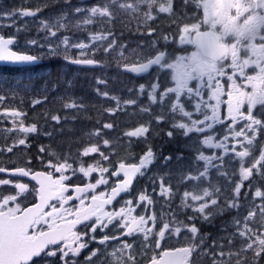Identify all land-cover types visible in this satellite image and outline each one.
<instances>
[{
    "label": "snow or ice",
    "instance_id": "obj_1",
    "mask_svg": "<svg viewBox=\"0 0 264 264\" xmlns=\"http://www.w3.org/2000/svg\"><path fill=\"white\" fill-rule=\"evenodd\" d=\"M185 3H193L197 8L203 9V19L193 22L190 27L187 24L184 25L179 34L180 43H190L196 50L188 56L175 57L171 63L165 58V52L159 51L154 58H148L146 62L124 65L126 71L137 74L146 73L152 66H159L171 72V79L174 82V86L163 90L159 82L147 86L141 84L139 87L140 94L147 92L150 102L149 106L141 108V111L151 114L152 119L135 130L127 132L126 136L145 141V150L140 155L113 162L108 152L102 151L99 145H92L85 147L82 155L88 157L90 154L98 153L99 159L93 158L94 162L87 164L79 159V152L73 158L41 147L40 151L46 152L50 157L47 168L43 171H35L30 166L14 169L0 166V173H7L9 177L30 176L31 180L38 185V188H32V192L39 199V203L34 207L22 206L18 197L24 196L29 191L28 185L10 178L0 179V186L12 185L17 190L14 194H4L0 191V264H79L76 257L88 247L90 241L96 242L103 248L98 247L92 250L85 258V264H97L93 258L97 257L102 250L107 252L109 246L113 248V251L109 253L112 260L108 264H137L135 260L137 244L135 240L129 242V238L134 236L141 238L139 252L144 254L151 247H160L161 241L166 237H178L182 232L186 234L189 246L165 252L164 257L167 259L163 261V264H189L188 257L196 251L197 241L203 245L205 240L200 233L197 220L208 222L228 210L236 211L231 222L225 225V230L228 227L233 229L227 237L229 259L224 260V245L213 243L209 248L213 264H231L233 255L239 264L241 253L246 258L244 264H248V252H252V264H260V261L264 260V183H262L264 182V147L261 148L258 157H253L248 147L253 144L257 136L264 134V119L253 115V108L256 105L264 108V33L260 34L256 43L246 46H242L239 40V37L246 35H252L255 38L254 34L264 28V0H185ZM141 6H144L146 10ZM153 8L159 13H170L176 16L173 11V0H98L96 5L89 8L77 7L75 13H84L77 23L78 27L87 28L89 25L111 23L117 10L130 14L142 13L147 22L155 18L152 14ZM233 12L235 17L244 15L246 23L239 28L234 24L226 23L222 33L216 32L214 29L217 22L221 19L231 20L232 17L229 14ZM35 15L36 12L31 10L19 12L12 10L6 14L0 13V20L11 21L16 16ZM193 19L196 20L195 17ZM202 25L213 30L202 31ZM66 28L67 25L59 21L50 24L42 20L38 30L46 33L44 41L32 38L26 41V47L47 49L48 56L57 57L63 46V58L66 62L95 66L97 61L89 58V53L94 57L93 50L97 47L96 43L89 44L80 40L74 41L69 36H60V31ZM21 30L16 28V33L18 34ZM232 32H235L238 39L230 42L232 51L226 52L223 50L226 42L224 38ZM147 34L151 35V32ZM89 39L93 42L107 40V47L104 48L106 53L114 50L116 46V37L111 29L107 30V35L103 30L99 34L93 32ZM163 39L167 42L169 38L163 37ZM17 41L18 35L6 38L0 34V61L31 65L37 64L43 58L41 55L30 54L28 51L13 50L12 46ZM155 44V40L151 42L152 46ZM120 48L122 58L126 59L123 56L124 46L121 45ZM71 49L77 50L78 55H69ZM249 67L253 69L255 75L246 74L245 69ZM226 68L232 70L231 75L227 74ZM237 75L243 77L251 86L250 93L242 91V86L235 83ZM224 76L233 83L227 92L226 131L222 138H219V134L213 135L212 132L214 126L221 120L217 113L223 95L219 78ZM193 82H196L195 85ZM97 83L106 82L101 79ZM97 93L115 101L116 107L106 111L114 113L120 108L119 97L111 96L107 91L101 92L99 88ZM5 99V95L0 94V105ZM43 100H47V96H44ZM164 101L167 103H163ZM40 103L42 100L39 98L33 100L34 105ZM136 103V100L124 102L125 105ZM153 104L160 105L158 113L153 112L151 107ZM245 104L248 106L246 112L241 110ZM63 107L78 111L83 105L71 100L64 103ZM0 116L9 118L15 123L18 118L26 116V113L4 108L0 109ZM50 119L57 123L61 121L58 114L50 115ZM63 119L66 120L67 116ZM153 123L157 127L168 124L165 135L169 139L177 134L189 137L195 133L198 138L202 136L199 140L201 147L196 149L194 160L197 165L203 161V167L181 170L176 176L175 187L171 169L156 172L149 177L151 194L147 188L141 189L134 198L124 200L118 210H107L106 206L118 202L117 198L122 193L130 192L134 178L138 175L145 176L150 166L157 160V153L147 141L150 131H154ZM102 128L112 129L113 124L105 123ZM160 130L163 131V129ZM18 131L23 133L24 137L15 141L14 146L15 144L25 145L27 135L37 133L38 127L36 123L25 126L24 121L20 120ZM94 134L99 138L103 133L97 130ZM102 144L109 146L110 141L103 139ZM238 146L243 150H237ZM203 147L222 151L219 154L205 155L202 151ZM7 151L12 152L13 147H8ZM230 154L239 158V169L238 172L233 170L229 174L224 168V162L225 156ZM246 157H252L247 164L244 159ZM171 159V155L164 157V164L166 165ZM176 159L179 161L183 157L179 155ZM213 167L216 168L219 176H224L228 180L230 195H224L222 189L211 182L210 168ZM48 169H54L55 173H59V177L54 178L53 172ZM69 171L73 175L78 171L84 177H91L97 171L100 175L94 183H88L86 187H75L74 191L78 195L72 197L65 195L69 192V186L66 183L71 180V176L66 174ZM121 175L122 179H120ZM110 177H117V181L110 186V191L97 193L96 189L99 186L109 184ZM193 181L195 183L191 187H186L180 195V207L190 210L192 215H185L184 219H180L173 212L169 219H165L163 212L160 215L156 214L154 206L159 198H165V203H169L178 194L179 185H187ZM204 184L207 186H203ZM250 192L252 199L248 204H244L243 201L248 200ZM88 193H91V203L85 205V200L89 199ZM71 199L79 200L80 206L75 209L65 208ZM51 201L58 203L53 204L50 203ZM46 208L50 211H45ZM137 209L141 211L137 212ZM78 225H82L87 231L82 232L78 229ZM110 226L114 231H107ZM98 231L101 233L99 237L96 235ZM85 236L88 238L84 239ZM237 237L240 238V247L233 253L231 248L236 243ZM221 239L225 238L221 237ZM126 252L127 256H125ZM151 264H157L156 257H151Z\"/></svg>",
    "mask_w": 264,
    "mask_h": 264
},
{
    "label": "flooded vegetation",
    "instance_id": "obj_2",
    "mask_svg": "<svg viewBox=\"0 0 264 264\" xmlns=\"http://www.w3.org/2000/svg\"><path fill=\"white\" fill-rule=\"evenodd\" d=\"M80 2V0H68L67 4L64 5H74L75 3ZM82 3H85V0H81ZM9 1L5 0L2 3L3 7L8 6ZM15 3H20L23 6V0H14ZM18 10V9H17ZM234 11V10H233ZM229 16L232 17L231 20L227 19H221L219 22H217L215 31L218 33H222L224 30V25L226 23H231L234 24L237 28L243 26L246 23V17L244 15H241L239 17H235L234 12L230 13ZM116 17V16H115ZM194 17L196 20L194 22H198L199 20L203 19V9L202 8H197L196 5L194 4ZM117 18V17H116ZM116 18H114L111 23H104L103 25L100 24L101 30L104 31L105 35H107V30L111 29L113 35L116 37V45H126L128 48H131L132 50H129V54L133 58V55H137L136 58H133L132 60H124L121 59L118 54H110L114 50H110L109 52H104L103 50H100L98 54L95 55V58L98 60L101 59L104 60V57L108 58L107 61H110L112 65L115 66V69H108L106 73H104L99 80H104L106 83L103 84H98L96 82V85H98V88L100 91L104 90V87L108 88L110 91L111 96L119 97L121 101V106L119 109H117L114 112V117H115V127H117V131L115 132L113 136V141L117 143H113L111 150L108 148L102 147V151H106L110 154L113 162L122 160L125 157H133L135 158L136 156L140 155L144 150H145V141L143 139H139L136 137L129 138L126 136L127 132L135 130V128L139 127L142 124L147 123L150 119H152L151 114H146L141 111V108L149 106V99L147 92L144 94H140L139 92V87L141 84L143 85H149L151 83L159 82L161 85V90H163L166 87L169 86H174V82L171 79V72L167 69H161L159 66L153 67L149 73L143 75V76H134L131 75L127 72L124 71V65L129 64L131 65L133 62H146L148 58H153L156 54H158L159 51L165 52V58L168 60V62H172V60L175 57L179 56H188L190 55L193 51H195L194 45L190 43H186L184 47L179 48L178 45L173 41L172 43L175 45L173 49L168 50L165 47L166 41L163 39V37H168V38H175L176 40L179 38V34L177 30L180 29V26H175L171 25L168 29L163 30L162 34L159 35L160 37V49L158 51H155L154 49H148L149 46H151V42L154 40L153 38H149L147 41H140L139 35L140 33H137V29L133 28L130 30L128 34H122L121 30H119L117 27H115V21ZM250 20V17L248 18ZM153 21V20H152ZM110 24L112 26L110 27ZM16 25H18V28H20L19 24L16 22ZM99 28V24L95 25V29ZM21 29V28H20ZM169 29H172V32H168ZM149 30H152V32L156 35L158 34L157 26L155 23L149 26ZM162 30V29H161ZM201 30H213L210 27L206 28V26L202 25ZM69 33L71 31H68ZM264 33V28L259 29L255 33V38H253L252 35H246L244 37H239L240 43L242 46H246L249 44H253L257 42V39L259 38L260 34ZM6 38L12 35H18V41L15 45H13V50H16V45L19 44V40L22 38L23 33L20 31L18 34L16 33V27H8L4 32H2ZM237 36L235 32L229 33L228 35L225 36L224 40L226 41L224 43V51L226 52H231V43L232 41L237 40ZM92 43H95L92 41ZM137 49L139 52L134 51ZM105 53V54H104ZM30 54H34L30 52ZM243 54V53H242ZM38 55V54H34ZM110 58V60H109ZM70 66L73 68H81L85 70H101L104 65H101L98 63L95 66H90V67H81L78 65H74L72 63L67 62ZM39 65L34 66V67H21V68H11V67H0V69L3 72H31L33 77L31 79V84H32V92L29 93L27 91V101L31 102L33 104L34 99H41L42 103H46L47 105H43V109L47 110L50 114H55L53 104L49 100H43L41 96L40 97V88L45 87L47 88V92H50L52 94V91H55V89H52L50 86L45 84L44 82H39V73L41 72V69L38 68ZM105 67V66H104ZM231 69L226 68V72L228 75H231ZM245 72L247 75H255V72L251 67L245 69ZM154 82H151L153 81ZM112 82V87L109 88L108 82ZM220 82V87L223 92V95L221 96L220 99V105L219 108L217 109V113L220 116L221 120L217 122V124L214 126V130L212 132L213 135L219 134V138H222L223 134L226 131L225 124L228 123V108H227V92L230 90L232 81L227 80V76L219 78ZM196 82H193V85H195ZM235 83L237 85H241L242 91L245 92H251L252 88L251 86L247 83V81L237 75L235 79ZM13 90L10 89V91L7 92V90L4 92V95L6 99L4 102H10V103H15L18 104L19 102L16 100H10L8 97H11L13 94ZM71 92V90H69ZM7 92V93H6ZM24 92V91H23ZM21 93V95L23 94ZM30 95H35L33 99H31ZM65 95V93H63ZM17 96V95H14ZM50 98V97H48ZM52 98V97H51ZM128 100H136L138 101V105H129V108L125 107V104L123 103L124 101ZM62 101V100H59ZM3 102V103H4ZM213 103L215 101H212ZM163 103H167V101H164ZM41 104V103H40ZM40 104H33V108L35 109V113H32V115H26L20 117L21 120H23L25 117H32V118H38L37 112L40 111ZM115 101L110 99V101H106L101 107H100V113L97 109V112L99 115H104L106 116V119H108L105 108H115ZM152 110L154 113H158L160 111V105L159 104H153L151 105ZM247 104H245L242 107V111L246 112L247 111ZM98 108V106H97ZM23 113H26V111L22 110ZM41 112V111H40ZM210 114V112H209ZM253 115H255L257 118L264 119V108H262L261 105H256L253 108ZM2 117V116H1ZM169 125L168 124H161L159 127L155 123L152 124V129L154 131H150V133L147 136V141L151 146L153 147L154 151L157 153V160L153 165L150 166L149 170L147 171L145 176H137L133 180V184L131 187L130 192L128 193H122L120 197L117 198L118 202H113V205L106 206L107 210H113L116 209L118 210L121 204H123L124 200H127L129 198H134L136 193L140 192L141 189L147 188L149 193L151 194V184L149 183V177L152 176L156 172H164L169 169L172 170L173 172V185L175 187L176 185V176L181 170H188L190 167L194 170L195 167H203V161H200L199 164L197 165L195 163L194 157L196 156V149L200 148L201 145L199 143V140L202 139L201 137H197V134L193 133L189 137H185L184 135L177 134L175 135L174 138L169 139L167 135H165V132L168 130ZM160 129H163L161 131ZM159 133V134H157ZM245 145H247V142H245ZM20 147H23L24 145H18ZM10 147V146H7ZM249 147V151L252 153L253 157H258L260 150L262 147H264V134H261L257 136L253 144ZM7 149V148H3ZM237 150H243L238 146ZM202 151L205 155H211L213 153H221L222 150L220 149H209L207 147H203ZM172 156V159L165 165L163 158L166 156ZM182 155L183 159L177 160L176 157ZM90 157H92L90 160L86 161L87 164H92L94 162L93 158L99 159V154H90ZM252 157H246L245 163L247 164ZM218 163V162H214ZM76 167V165L74 166ZM17 168V167H15ZM224 168L225 170L230 174L233 170H236L238 172L239 169V158L234 157L233 155H228L225 156V162H224ZM9 169H14V168H9ZM54 172V169H53ZM67 175L71 176V180L66 182L69 186V192L66 193L65 195L67 196H72L75 197L78 194L74 191L75 187H86L88 183H94L95 179L99 177L100 173L97 171L92 174L91 177H84L82 173H77L73 175L71 171L66 173ZM54 178L59 177V173L54 172ZM106 175V174H105ZM2 178H10L13 181H19L22 183H25L28 185L29 191L24 194L22 197H18L20 200L22 206L30 207L33 206L37 203L38 197L37 195L32 192L33 187L38 186L32 182L29 179V176L27 177H9L4 174H0V179ZM122 175L120 179H122ZM258 180V178H256ZM210 180L213 184L219 186L224 195H230L231 190H230V185L228 183V180L224 176H219L217 174V170L215 167L210 168ZM117 181V177H110L109 178V184L108 185H101L96 189V192L99 193L100 191H105L109 192L110 191V186L113 185ZM195 183L189 182V184H181L179 185V191L178 194L175 196L173 200H171L169 203H165V198H159L158 202L155 204L154 209L157 215H160L162 212L164 214L165 219H169L172 215L173 212H175L180 219H184L185 215H192V212L190 210L182 209L180 207V195L183 193L184 189L186 187H191V185ZM247 183V182H246ZM264 183V182H262ZM203 186H207V184H204ZM0 191H3L4 194H14L17 190L13 188L12 185L8 186H0ZM243 191V190H242ZM254 191V189H253ZM90 195L91 193H88L89 199L85 200V205H88L91 203L90 201ZM26 197V198H25ZM252 199V193H249V197L247 201H243L244 204H248ZM222 202V201H221ZM50 203L57 204V201H51ZM79 200L76 199H71L68 201V203L65 205V208L68 209H75L79 207ZM45 211H50L49 208H46ZM137 212L141 211L140 209L136 210ZM242 212L244 211L243 209L241 210ZM135 214V213H134ZM236 215L235 210H228L225 211L222 215L219 216V218L216 219L217 222L219 221H229V223L232 220V217ZM223 218L222 220L220 218ZM71 218V217H70ZM215 217L212 218L208 222H202L200 220H197V224L200 227V233L205 237L203 245H201L198 241L196 243V251L193 252L189 257H188V262L189 264H213V260H195V255H202L203 253L208 254V256L211 255L209 248L213 243H218V244H223L224 248H229L228 246V240L227 237L229 233L233 231L231 227H228L227 230H225V225L221 227L220 225L216 226L215 225ZM215 225V226H214ZM46 227V226H45ZM78 229H80L82 232L87 231L86 229L83 228L82 225L77 226ZM109 232L114 231V229L109 227L107 230ZM218 232H223L224 238L225 239H220L216 240L213 235H216ZM97 237L101 235V233L98 231L96 233ZM88 237H84V239H87ZM132 240L136 241L137 244V252L135 254V260L137 264H151V257H156L157 261L160 259V257L163 255L165 252H172L177 248H182V247H188L189 246V241L186 238L185 233H181L180 236L178 237H171L168 238L166 237L163 241H161L160 247H151L146 253L141 254L139 252V244L141 241V238L139 236H134L129 238V242ZM103 248V246L98 245L94 241H90L89 245L87 248L83 249L81 254L76 257V259L79 261V264H85V258L89 256L90 252L92 250H95L97 248ZM240 247V238H236V243L232 245V248L238 249ZM113 251V248L109 246L107 248V252H104L103 250L98 253L97 257H94L93 259L96 260L97 264H108L110 260H112V257L109 255ZM208 251V252H206ZM128 253H125V256H127ZM250 257H252L249 254ZM219 259V257H218ZM245 259L240 258L239 259V264H244ZM248 264H252V260H247ZM231 264H238L237 260H231ZM260 264H264V260L260 261Z\"/></svg>",
    "mask_w": 264,
    "mask_h": 264
},
{
    "label": "rangeland",
    "instance_id": "obj_3",
    "mask_svg": "<svg viewBox=\"0 0 264 264\" xmlns=\"http://www.w3.org/2000/svg\"><path fill=\"white\" fill-rule=\"evenodd\" d=\"M5 0H0V13H8L12 10H15L17 12L21 11V10H31L36 12L35 16H16L14 20H8V19H3L0 20V34L2 32H4L9 24H14L16 28H18V25H16V22L19 24L20 28L22 29L21 32L23 33L22 38L19 40V44L16 45V48L18 50L21 51H28V52H32L34 54H38L41 55L42 61L44 60L45 57H48V55L46 54L47 49H40L37 48L35 46H31V47H26V41L32 38H36L39 39L41 42L44 41V37H45V32L44 31H39V27H40V21H46L50 24H55L56 22H61L62 24H66L67 28L66 29H62L59 33L60 36H69L71 37L74 41L75 40H80V41H84L86 43L91 44L92 41L89 39V36L91 33L96 32L97 34H99L101 32V28H100V24H99V28L95 29V25H89L87 26V28L85 27H78V21H80L82 19V17L84 16V13H80L77 14L75 13V9L77 7L80 8H89L93 5H96L98 3V0H85V3H82L81 0L78 3H75L74 5H64L67 4L68 0H50L51 2H55L58 1V3H60V5L63 8V13H57V14H51L48 17H43V12L39 11V7L40 5L45 4V0H23V6H20L22 4L20 3H15L14 4V0H8V6L7 7H3L2 3ZM17 1V0H15ZM185 0H173V11L176 14V16L174 17L172 14L170 13H159L155 8L152 9V14L155 17L154 19L151 20H147V22H145L142 13H136V14H130L129 12L126 11H122V10H117L115 13V17L116 21H115V27H117L119 30H121L120 35H124V34H128L130 32V30H132L133 28L137 29V33H140L141 35H139L140 37V41H147L150 37L153 38L156 41V44L154 46H149L148 49H154L155 51H158L160 49V37H158L159 35L162 34L163 30L168 29L171 25H175V26H180V29L177 30L178 34H180L181 29L184 27V25H188L189 27L191 26V24L194 22V4L193 3H189L188 6V11L185 13V15H183V10H182V6ZM142 8H144V6H141ZM18 9V10H17ZM41 9V8H40ZM144 10H146V8H144ZM153 20V21H152ZM153 23L156 24L157 26V30H158V34H154L152 32V30H149V26L152 25ZM112 26V24H110V27ZM162 29V30H161ZM68 31H71L70 33ZM151 32V35H148L147 33ZM168 32H172V29H169ZM153 40V41H154ZM175 42L179 48L184 47L185 43H180L179 38L176 40L175 38H169L168 41L165 44V47L168 50H171L174 48V44L172 42ZM97 47L96 49H94V57H92L91 53H89V58H94L96 61H98L99 64L104 65L102 67V71L101 70H92L89 71L88 76L90 77V80L87 82H81L85 90H83L82 92V96H80L81 98L79 99V95H75L77 93V90L79 88H77V83L75 81V78L72 77H76L77 74L79 73V70L76 68L71 67L63 58L64 56V52H63V46H61V53L60 56L62 57V60L65 63V72H69L70 75L72 76L69 81H65V83H63L62 81L59 82V84L57 85V87L53 86L52 89H55V91H52V94L50 92L45 91V87H41L40 88V97L41 96H47V100H49L52 104H53V108H54V112L56 109L61 111V117L64 118L65 116H69L70 112L66 113L64 111H70V110H74V109H65L63 107V104L66 102H71V100H75L77 103L79 104H83L84 101H88L94 109L96 107V111L98 109L99 113H100V107L108 100L110 101L109 98L98 95L97 93V89H98V85H96V82L100 79V77L106 73L107 68L108 69H115V66L111 64L110 61H107L108 58L104 57V60L101 61L98 60L97 58H95V55L98 54V52L100 50L104 51V48L107 47V40L104 41H95ZM117 43V42H116ZM118 44V43H117ZM121 45H116L115 46V50L112 51L110 54H118L120 56L121 59ZM124 46V53L123 56L126 57V59L124 60H132L133 58H136L137 55H133V58L131 57V55L129 54V50H132L131 48H128L126 45ZM16 49V50H17ZM139 52L137 49L133 50ZM105 52V51H104ZM69 55H78L77 50L71 49L69 50ZM105 54V53H104ZM110 60V58H109ZM171 63V62H170ZM107 67V68H106ZM48 72H50L48 69H46L45 71H41L39 73V76L41 75H45ZM33 75L31 72L27 71V72H3L0 69V94L4 95V92L7 90L12 91V93H15L14 96L13 94L11 97H8L10 100H16L19 103L15 104V103H10V102H4L2 105H0V109H15L18 111H22L21 107H20V103L22 102V97H21V93L24 90H28L29 93L32 92V84H31V79H32ZM151 82H154L151 81ZM108 86L109 88L112 87V82H108ZM71 90V92L69 91ZM100 90V89H99ZM103 91H107L110 92L108 90V88L104 87ZM101 91V92H103ZM6 92V93H7ZM63 93H65V95H63ZM110 94V93H109ZM88 95L87 97H84ZM31 99H33V97H35V95H30ZM50 97V98H48ZM52 97V98H51ZM43 98V97H42ZM59 100H62L59 102ZM125 102V101H124ZM123 102V103H124ZM135 105H138V101ZM98 106V108H97ZM126 108H129V105H125ZM106 109L109 108H105V112L106 115L108 117V121H104V123H102L99 127L91 129L88 133H86L89 136V144L86 146H92V145H99L101 148H108L111 150L112 144L113 143H117L113 141V136L115 134V132L117 131V127H115L114 121H115V117H114V113L113 112H109L106 111ZM47 111V110H46ZM95 112V110H94ZM53 113V112H52ZM97 115L98 112H97ZM20 118H18L16 120L15 123H13V121L9 118H5V117H1L0 116V149L1 148H8L7 146L10 147H16L18 146V144H15L14 146V142L17 141L19 138H23L24 134L21 133L20 131H18L19 125H20ZM105 123H111L113 124V128L112 129H103L102 125ZM97 130H100L103 134L102 136H100L99 138L94 134ZM92 135H89V134ZM85 134V133H84ZM103 139H107L110 141V145L109 146H104L102 144ZM54 174V172H53ZM223 214V213H222ZM219 214L217 216H215V225L218 226L220 225L221 227H223V225L229 224V221H219L217 222L216 219L219 218L220 215ZM221 220L223 219L222 217L220 218ZM214 225V226H215ZM224 228V227H223ZM214 238L216 240H220L221 237H224L223 232H218L216 235H213ZM239 249V248H238ZM238 249H234L231 248V251L233 253H235ZM209 251V250H208ZM206 251V252H208ZM215 251H219V249H215ZM229 251V248H225V256H224V260H228L229 257L227 255ZM211 253V252H210ZM249 254L252 256V252H248L247 253V260H252V257L249 256ZM243 258L246 259L244 254L241 253L239 256V259ZM195 260H213L212 254L210 256H208V254L203 253L202 255H195ZM217 260L218 257H217ZM232 260H237V258L235 257V255H233Z\"/></svg>",
    "mask_w": 264,
    "mask_h": 264
},
{
    "label": "trees",
    "instance_id": "obj_4",
    "mask_svg": "<svg viewBox=\"0 0 264 264\" xmlns=\"http://www.w3.org/2000/svg\"><path fill=\"white\" fill-rule=\"evenodd\" d=\"M189 3H183L182 10L183 15L188 11ZM41 8V9H40ZM39 11L43 12V17H48L51 14L63 13V8L58 3V1L51 2L50 0H45V4L40 5ZM65 63L62 60V57L59 55L57 57H45L44 60L39 64L41 71L48 69V72L45 75L39 76V82H44L51 88L53 86L57 87L60 81L65 83L69 81L72 77L69 72H65ZM72 67V66H71ZM79 70L75 78L77 83V93L79 99L82 96L83 90H85L84 85L81 82H87L90 80L88 76L89 71L81 68H76ZM82 94V95H81ZM27 91L24 90L22 97V102L20 107L22 110L26 111V115H32L35 113L33 104L27 101ZM88 95L84 96L87 97ZM60 102V101H59ZM43 105L46 103L40 104V111L37 112L38 118L25 117L23 119L24 125L29 126L32 123H36L38 127L37 133H31L27 135L26 144L23 147L16 146L13 147L12 152H8L7 149H0V166L6 168H15V167H31L35 171H43L47 168V162L50 157L46 152H41V147H45L51 150H54L56 153L62 156H69L75 158L77 153H80L79 159L84 160L85 162L90 160L92 157H84L82 155L83 149L89 144V136L86 134L91 129L99 127L104 121H108L106 116L97 115L96 107L95 109L88 101L83 102V107L80 110H70L64 111L66 113L70 112V115L67 116V119L61 117V111L56 109L55 114H58L61 117V121L57 123L50 119L48 111L43 109ZM95 110V112H94ZM52 115V113L50 114ZM51 133V135H48ZM85 133V134H84ZM71 162V161H69ZM75 166V165H74ZM53 172V169H48Z\"/></svg>",
    "mask_w": 264,
    "mask_h": 264
},
{
    "label": "water",
    "instance_id": "obj_5",
    "mask_svg": "<svg viewBox=\"0 0 264 264\" xmlns=\"http://www.w3.org/2000/svg\"><path fill=\"white\" fill-rule=\"evenodd\" d=\"M154 57H155V56H154ZM154 57H153V58H154ZM39 62H40V61H39ZM39 62H38L37 64H31V65H29V64H13V63H8V62H2V61H0V67H11V68L30 67V66L38 65ZM74 65H76V64H74ZM78 66H81V67H90V65H78ZM153 67H156V66H152V67H151L146 73H139V74H137V73H132V72H129V71H126L125 69H124V71L127 72V73H129V74H131V75H134V76L139 77V76H143V75L149 73V71H150ZM0 174H4V175H7V176H8L7 173H0ZM13 177H15V176H13ZM17 177H23V176H17ZM29 179L31 180V177H30V176H29ZM31 181L34 182V183L36 184L35 181H33V180H31ZM36 185H37V184H36ZM37 186H38V185H37ZM37 203H39V199H38ZM37 203H36V204H37ZM30 207H34V205H33V206H30ZM166 259H167V258L164 257V253H163V255L160 257V259L157 261V264H163V261L166 260Z\"/></svg>",
    "mask_w": 264,
    "mask_h": 264
},
{
    "label": "clouds",
    "instance_id": "obj_6",
    "mask_svg": "<svg viewBox=\"0 0 264 264\" xmlns=\"http://www.w3.org/2000/svg\"><path fill=\"white\" fill-rule=\"evenodd\" d=\"M255 35V34H254Z\"/></svg>",
    "mask_w": 264,
    "mask_h": 264
}]
</instances>
